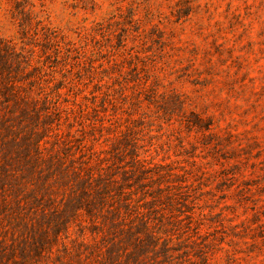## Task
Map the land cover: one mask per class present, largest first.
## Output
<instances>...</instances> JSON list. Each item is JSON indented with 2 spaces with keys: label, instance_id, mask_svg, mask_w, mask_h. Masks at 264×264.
<instances>
[{
  "label": "rangeland",
  "instance_id": "1",
  "mask_svg": "<svg viewBox=\"0 0 264 264\" xmlns=\"http://www.w3.org/2000/svg\"><path fill=\"white\" fill-rule=\"evenodd\" d=\"M0 40V264H264V0H0Z\"/></svg>",
  "mask_w": 264,
  "mask_h": 264
},
{
  "label": "trees",
  "instance_id": "2",
  "mask_svg": "<svg viewBox=\"0 0 264 264\" xmlns=\"http://www.w3.org/2000/svg\"><path fill=\"white\" fill-rule=\"evenodd\" d=\"M0 44H1V40H0ZM0 59H1L0 74L3 69L5 70L4 72H7L6 78L4 79L3 90L0 91L1 93L0 94V130H1L6 128L5 121L2 117L5 115L6 109L11 110L13 104L10 103H14V104L16 103L15 100V98H17L16 94H19L18 98H20L21 96L22 86L19 84L20 80L15 79V77L12 74V71L18 72L19 75H22V73L25 74L24 71H26L27 65L29 64L27 63V59L25 58V56H23L21 52H17L13 44H10L9 42L6 41L0 46ZM9 105L11 108H9ZM82 180H85L86 182L82 185L81 192L93 190L94 192L100 194L105 198H111V197L114 198V195H118L122 198H125V196H128V193L131 190L128 184L117 185L115 190L112 189V186L110 184L108 186L105 184L102 185V183L100 182L101 179H96V176L93 172H89L86 175V177ZM112 181L116 182V180H112ZM155 197H153V199H156ZM150 228H151V236L153 237L154 240L158 241L160 239L158 237V235H160L159 232L153 230V228L149 226V229ZM134 237L136 239V236ZM136 245L138 244H135L137 250L141 251L142 246L139 247V245L138 246ZM156 246L157 244L155 245V247ZM137 253L133 254V257L129 258L128 264H153V262L149 261L150 254L148 253L151 252L145 251V252H141L140 254ZM166 255H168L167 259H169V262L167 261V263H171L170 262L171 256L169 254Z\"/></svg>",
  "mask_w": 264,
  "mask_h": 264
}]
</instances>
